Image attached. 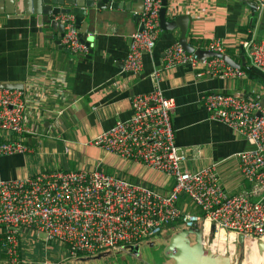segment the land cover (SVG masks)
Segmentation results:
<instances>
[{
  "label": "built area",
  "instance_id": "obj_1",
  "mask_svg": "<svg viewBox=\"0 0 264 264\" xmlns=\"http://www.w3.org/2000/svg\"><path fill=\"white\" fill-rule=\"evenodd\" d=\"M167 4L166 14L177 16L176 3ZM264 9V0H253ZM161 0H143L141 29L130 36L123 69L131 76L141 72L143 54L155 47L162 31L159 21ZM63 24L61 45L74 56H85L89 46L79 37L72 13L59 14ZM240 48L250 64L264 75V37L249 36ZM206 50L225 54L221 38L211 37ZM189 65L203 69L198 75L241 76L244 72L229 66L222 58L199 59L177 41L165 49L162 66L150 78L153 88L133 95L132 114L117 120L90 142L126 161L140 163L173 179L168 191L153 189L141 181L108 174L95 168L42 171L35 176L0 179V231L6 264H24L22 239L53 243L71 257L93 255L139 243L160 235L163 229L179 223L183 228H201L202 245L214 254L228 255L230 264H243L238 256V237L264 241V105L259 92L247 97L209 92L203 106L209 118L226 124L252 143L235 154L239 171L248 188L229 193L221 184L217 163L198 169L184 166L190 157L177 146L170 111L175 101L164 95L160 83L164 69ZM65 92L51 91L45 85L26 88H0V155L29 152L19 140L2 138L1 132L22 135L29 131L30 116L51 110L48 101ZM185 196L198 210L180 207ZM206 229V230H205ZM223 233V235H222ZM232 235V236H231ZM244 245V244H243ZM56 264V263H52Z\"/></svg>",
  "mask_w": 264,
  "mask_h": 264
},
{
  "label": "crops",
  "instance_id": "obj_2",
  "mask_svg": "<svg viewBox=\"0 0 264 264\" xmlns=\"http://www.w3.org/2000/svg\"><path fill=\"white\" fill-rule=\"evenodd\" d=\"M174 1L177 16L187 14L190 18L188 43L206 50L211 37L221 38L225 54L231 59V65L226 63L244 72L241 76H200L202 65L198 68L178 65L163 70L161 89L175 101L170 111L175 142L190 157L184 166L194 170L215 162L221 184L229 193H240L248 188V183L242 178L235 154L251 148L252 143L226 124L210 119L203 99L209 92L247 97L251 90L264 99V76L251 66L240 48V42L251 35L264 37V9L253 0ZM171 2L168 0V7ZM119 4L121 7L98 11L96 18L85 17L81 22L79 29L87 31L91 40L90 57L74 56L62 47L61 28L54 31L47 24L41 25L33 15L0 14V84H14L20 89L29 84L33 89L45 85L51 91L65 92L48 101L51 110L60 108L62 114L47 115L41 111L30 116L27 112L28 132L22 135L1 132L2 138L19 140L30 151L0 155V179L35 176L50 170H78L87 168L83 163L86 162L88 168L145 182L153 189H171L172 178L90 145L117 120L131 116L133 95L152 90L151 72L162 66L165 49L177 42L181 33L179 26L162 29L153 50L143 54L141 72L131 76L123 65L130 36L140 29L141 22L136 16L143 11V1L119 0ZM166 18L172 20L173 16L167 13ZM105 161L110 170L103 169ZM179 204L183 209L198 210L185 196L180 197ZM2 234L0 231V264H6ZM22 240L24 264L52 262L51 252L58 251L56 244L41 242V248L48 253L44 257L47 261L42 262L38 252L31 250L32 241ZM45 244L51 247L46 248Z\"/></svg>",
  "mask_w": 264,
  "mask_h": 264
},
{
  "label": "water",
  "instance_id": "obj_3",
  "mask_svg": "<svg viewBox=\"0 0 264 264\" xmlns=\"http://www.w3.org/2000/svg\"><path fill=\"white\" fill-rule=\"evenodd\" d=\"M120 1H124L125 3L126 0ZM167 4L168 0H161V9L159 13L161 29L167 31L173 30L176 26H179L181 28V33L178 42L186 51L195 53L199 59L219 57L231 65V59L226 54L215 53L205 49L195 48L194 46L190 45L187 41L190 19L189 16L187 14H180L175 16L172 20H167ZM116 7H121L119 0H0V14L12 16L14 13H17L18 15L23 13L28 16L33 15L37 18V20H39L41 25L47 24L53 28L54 31L61 28V37L64 33L62 28L63 24L60 22V20L56 19L57 15L69 13L74 14L75 26L78 29L79 37L89 46L88 53L85 55V57H90L92 54V49L90 47L91 40L87 38V31L79 29L81 22L85 17L90 20L93 16L96 18L98 11L104 12ZM253 7V11L255 10V13L256 5L253 4ZM136 17H138L140 20V15H137ZM59 22L62 25H60ZM139 28L141 29L142 25H140ZM0 88L13 89L18 88V86L14 84H0ZM262 103L264 105V99L262 100ZM195 230H198V236L194 242L190 241L183 229L170 235L169 242L164 248V253L172 260V264H230L228 255L214 254L208 250H205L202 245V230L201 228H196ZM254 241L256 242L257 249L264 256V241ZM238 244L239 247L243 246L244 244L243 237L241 235L238 237Z\"/></svg>",
  "mask_w": 264,
  "mask_h": 264
},
{
  "label": "rangeland",
  "instance_id": "obj_4",
  "mask_svg": "<svg viewBox=\"0 0 264 264\" xmlns=\"http://www.w3.org/2000/svg\"><path fill=\"white\" fill-rule=\"evenodd\" d=\"M83 163L87 168L90 167L86 162ZM103 165L105 171L106 169L110 170L107 168V161H105ZM9 179L11 178H8V180ZM195 229L196 228H183L191 242H194L198 236V230ZM178 231L181 230L165 228L159 236L142 240L139 243L122 246V249L106 250L93 255L84 254L79 255L78 257H71L67 254L65 249L57 247L58 251L53 250V252H51L54 255L53 257H50L52 262L48 261L46 264H172V260L165 255L164 248L169 242V236ZM31 241V250H36L38 252V256L43 258L42 262L47 261V258L44 257H46L48 253H45L41 248V241L37 242L34 237H32ZM45 246L46 248H50L51 244H45ZM243 250V246L238 247L239 257L243 256Z\"/></svg>",
  "mask_w": 264,
  "mask_h": 264
},
{
  "label": "bare ground",
  "instance_id": "obj_5",
  "mask_svg": "<svg viewBox=\"0 0 264 264\" xmlns=\"http://www.w3.org/2000/svg\"><path fill=\"white\" fill-rule=\"evenodd\" d=\"M243 247H244V252H245V258L243 259L244 260L243 264H263L264 263V256L257 249L256 242L254 240H245Z\"/></svg>",
  "mask_w": 264,
  "mask_h": 264
},
{
  "label": "trees",
  "instance_id": "obj_6",
  "mask_svg": "<svg viewBox=\"0 0 264 264\" xmlns=\"http://www.w3.org/2000/svg\"><path fill=\"white\" fill-rule=\"evenodd\" d=\"M261 75L264 76L263 74H261ZM144 184H146V183L144 182ZM146 185H149V184H146ZM167 228H173L174 230H177V229H180L181 230V229H183V227L179 223L172 224V225L168 226ZM79 255H82V254H79Z\"/></svg>",
  "mask_w": 264,
  "mask_h": 264
}]
</instances>
